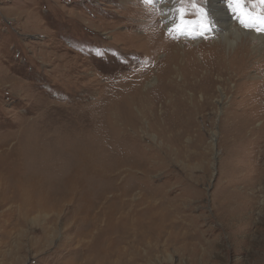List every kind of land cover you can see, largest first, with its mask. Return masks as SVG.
<instances>
[{
    "label": "rangeland",
    "instance_id": "1",
    "mask_svg": "<svg viewBox=\"0 0 264 264\" xmlns=\"http://www.w3.org/2000/svg\"><path fill=\"white\" fill-rule=\"evenodd\" d=\"M246 2L250 15L264 16L261 0ZM175 3L196 28L208 25L198 1ZM158 4L0 0V85L18 86L0 91V142L19 145L23 176L46 177L44 209L23 215L17 203L0 205V264H264V116L249 111L264 106L255 96L264 48L249 46L254 59L238 53L245 62L229 63V72L210 65L216 38L196 28L185 38L168 34ZM166 74L181 80L178 91L164 87L177 112L151 115L146 99L166 109V97L144 84L158 77L159 88ZM110 113L108 129L99 122ZM76 120L90 126L93 145L104 137L98 158L109 171L69 193L60 168L36 161L55 145L38 129L65 135Z\"/></svg>",
    "mask_w": 264,
    "mask_h": 264
},
{
    "label": "bare ground",
    "instance_id": "2",
    "mask_svg": "<svg viewBox=\"0 0 264 264\" xmlns=\"http://www.w3.org/2000/svg\"><path fill=\"white\" fill-rule=\"evenodd\" d=\"M158 1H159V4L157 7L158 8L157 11H158L159 19L161 21V25L163 26V29H166L168 34L173 35V36H182L183 38H185V36H187L189 34V32H192L193 30H195V28L197 27L195 25L196 22L195 21L189 22V20L184 18V15H181V12L179 11L180 9L178 10L177 3H175V0H158ZM187 1H189V0H187ZM194 1L195 2L198 1V4L197 3L196 4L198 6H201V11H202V15H203L202 19L204 20L203 22L205 24H208L207 26L210 28V30L206 31L209 34L207 36L213 35V37L216 38L215 42L213 44L209 45L210 51H209L208 55L212 54V56L210 58L211 60L209 61L210 65H212L211 64L212 61H214L216 64L218 62L219 67L223 63L225 69L229 72V69H230L229 63L231 65V63L233 61L234 62L237 61L238 58L242 59V61H244V62H245V57L252 58V59L256 58V57H254V55H252L250 53L251 50H253L254 48L250 49L249 46L254 45L257 42L260 49L264 48V24H261L259 22V20H256L255 26L245 27L243 24H241V14H240L241 10H243L244 12H247L251 18L256 19L252 15H250L248 8L246 6L248 4L246 2V0H241V9L240 10H238L236 8V6L232 2V0H194ZM181 6L183 7L182 4H181ZM259 17H264V16L261 15ZM259 17H257V18H259ZM196 29L198 30V31L196 30L197 32H201L203 34L206 33L202 26H199ZM198 38H201V37H198ZM195 42H197V41H195ZM140 44H138V45H140ZM142 44H143V42H142ZM205 44H206V42L203 40V41H200V43H198L197 45H199L200 47H203V46L205 47ZM163 45L167 47V42L165 41L163 43ZM146 48L144 47L142 50H144ZM150 48H148V49H150ZM158 48L164 49L162 45L160 47L159 46L156 47V49H158ZM196 48H198V47H196ZM148 49H147V51H148ZM177 49L181 50L183 52V48L181 49V48H179V46H177ZM226 50H228V51L232 50L231 52L233 54V57L231 59H227L223 55L224 54L223 51L226 52ZM145 53H146V51H145ZM238 53H241V54L245 53L244 54L245 57H244V55L238 57L237 56ZM185 55H187V54H185ZM179 56L180 57L183 56V54L180 53V51L178 52V57ZM228 57H230V56L228 55ZM259 58H260V60L261 59L264 60V58H262V57H259ZM178 61H180V60H178ZM189 63H187V64H189ZM193 65H190L191 69H192ZM194 67H196V66L194 65ZM173 69L176 72L178 71L176 67H173ZM198 72L199 71H197V73ZM166 76L167 77L164 78L165 80H162L163 85H160L161 88L160 87L158 88V86H159L158 83H159V81H161L158 79V77H151L144 84L145 89H153L152 92L150 91L149 93L158 92V94H159V92H160L159 98L162 99V97H166L164 99L165 104L167 105L166 109L162 107V103H161L160 107H158V106L155 107L154 104L149 105L150 101H154V102H156V101L151 99V98L146 99L147 100L146 104L150 107V108L149 107L147 108V112L150 113L151 115H156V113L157 114H163V113L177 112V110H175L174 107L169 105V101H172V99H175V98H174L173 94L168 93L169 90H167L165 88L167 85L173 86L174 88H176V91H178L179 86L181 85V84H179L181 82V80L175 81L173 76H171L169 74L168 75L166 74ZM206 76L202 75V78H199L198 81H197V79H193V80L195 81V83H198V82L200 83L201 81L205 80ZM2 86H3V84L0 85V91H4V90H6V88H9L8 95H11L12 93L13 94L16 93V88L18 87L17 83H13V82L12 83L10 82L9 84L6 83L5 87H2ZM263 86H264V84L261 82L258 83V85H256V88H257L256 92L257 93L255 96H257V98L264 99V87ZM221 93H223V92H221ZM146 98H147V96H146ZM167 98H168V100H167ZM110 99H111L110 95H105L103 97V101L101 104L104 105L107 102V100H110ZM257 105H260V104H257ZM261 105H263V104H261ZM253 106L254 107H251V108L249 107L250 108L249 111L251 113L252 119L255 117H259V116H261V117L264 116V106H255V105H253ZM140 108H141V106H140ZM226 109H227V107L224 110H222L221 113L223 114V112ZM137 114H139V116H140L139 112ZM105 115H107V114H105ZM105 115H104V117H105ZM82 117L83 116L81 114H78V118L81 119ZM115 120L116 119L114 117V114L110 113V114H108L107 121H105L103 118V120L100 121L99 123L101 125H103V127H105V125H106L107 126L106 128H108L109 122L115 121ZM75 124L77 126L65 125V126H67L65 129V130H67L66 134L65 135H62V134L57 135V133H56L57 137H56V135H50V134L46 137V135H47L46 130L47 129L45 130V128L43 126H40L38 129V130H40L39 136L42 135V138H45L46 140H48V142H49L48 145L50 143H54L55 145L50 144L49 145L50 148H47L43 151H40L41 153L38 154V157L36 156L37 157L36 161L38 163H42L45 170H48L47 166H49V169L55 168L54 170H56V168L57 169L60 168L59 174L63 175L64 179H66L68 181L67 190L69 193H71L73 190H75L74 188H76V187H74V186H75L76 181H80L81 179H86V177H91V176H92L91 178H93V177L102 178L109 171L108 169L104 168L105 167V166H103L104 163L103 164L99 163V161H101V159L98 158V156H101V157L104 156L103 154H100L101 152L99 150V144H100V141L102 140L101 137L103 138V140H104V137L101 135L99 137L97 136L96 141H98V146L93 145L92 143H90L92 134L87 132V131L91 132V129L87 128V127L90 128V126L81 120H76ZM115 126L117 127L116 124H115ZM259 127L261 129V126H259ZM80 128L83 129L82 133L78 132L79 131L78 129H80ZM109 128H111V127H109ZM104 131L106 132V130H104ZM26 133H30V132H26ZM32 137L34 138V136H32ZM36 137L37 136H35V138ZM26 138H30V137H26ZM83 139H84V141H82ZM7 140H5V141H7ZM61 140H63L62 144H60ZM75 141L81 142L82 146L81 145H74L73 147H71L70 145H68V144H75ZM8 144H9V141L8 142H2V141L0 142V149H1V151H3V154H5V155H2L0 157V205L5 206L8 203H10V204L11 203H13V204L17 203L19 213H21L23 215L25 214V212H26L25 210L27 208H30V209L31 208H33V209L43 208L44 209V198L45 197L43 195V183L42 182H43V180H46L45 173L43 171L34 170V172L28 173V174L23 176L22 171L19 167V164H20L19 162H21V160H23L25 157L23 158L22 152H19V150H17L19 148L18 144L16 146L10 148V149L9 148L6 149L7 148L6 146ZM101 144H102V142H101ZM102 146H104V145H102ZM7 151H9V152H7ZM12 155L15 156V158L13 160L11 159ZM30 157L34 158L35 155L31 154ZM8 158L11 161V163H9V160H7ZM119 166L120 165H118V167ZM118 167H116V168L118 169ZM46 176H47V174H46ZM19 219H24V218H23V216L20 215L18 220Z\"/></svg>",
    "mask_w": 264,
    "mask_h": 264
},
{
    "label": "snow or ice",
    "instance_id": "3",
    "mask_svg": "<svg viewBox=\"0 0 264 264\" xmlns=\"http://www.w3.org/2000/svg\"><path fill=\"white\" fill-rule=\"evenodd\" d=\"M145 2L151 3L152 0H145ZM232 2L235 4L238 10L241 9V0H232ZM261 3H264V0H261ZM240 14H241V24H243L245 27L255 26L256 20H259L261 24H264V17L253 19L249 16L247 12H244L243 10L240 11ZM181 15H183V13H181ZM203 28L205 32L210 30V28L207 25H204Z\"/></svg>",
    "mask_w": 264,
    "mask_h": 264
}]
</instances>
